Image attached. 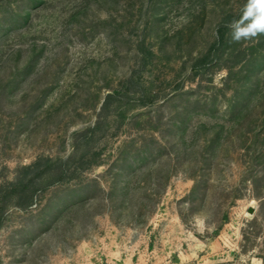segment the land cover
I'll list each match as a JSON object with an SVG mask.
<instances>
[{"label":"rangeland","instance_id":"1","mask_svg":"<svg viewBox=\"0 0 264 264\" xmlns=\"http://www.w3.org/2000/svg\"><path fill=\"white\" fill-rule=\"evenodd\" d=\"M244 3L0 0V189L41 174L5 203L0 264H264V36L226 27ZM69 159L106 188L161 166L163 192L141 224L74 219Z\"/></svg>","mask_w":264,"mask_h":264},{"label":"trees","instance_id":"2","mask_svg":"<svg viewBox=\"0 0 264 264\" xmlns=\"http://www.w3.org/2000/svg\"><path fill=\"white\" fill-rule=\"evenodd\" d=\"M219 35L222 38L221 30ZM122 154L123 157L119 158L117 163H121L118 165L123 168L125 152L123 151ZM91 164L93 165V162L83 159H69V184L72 192L78 191L79 193V196L75 197L71 202L72 205L69 206V210L73 211V218L86 222L91 215L107 213L111 220L117 223L121 220H128L133 225L143 223L155 209L163 192L165 185L163 177L165 179V176L161 175V166L151 172H143L144 186H136L132 178L125 180L122 178L123 172H120L115 174L114 181L106 188L99 177L83 178V169ZM29 168L34 170L36 165ZM108 172L110 168L102 176H106ZM40 175L38 173L28 178L25 176L18 181L7 183L0 189V225L4 221L6 202L14 201L12 205L20 209L29 208L34 203L35 180ZM135 176L134 173L133 178ZM60 214L61 211H58L56 218H59Z\"/></svg>","mask_w":264,"mask_h":264},{"label":"clouds","instance_id":"3","mask_svg":"<svg viewBox=\"0 0 264 264\" xmlns=\"http://www.w3.org/2000/svg\"><path fill=\"white\" fill-rule=\"evenodd\" d=\"M231 41L236 43L258 40L264 36V0H245L239 16L230 21Z\"/></svg>","mask_w":264,"mask_h":264},{"label":"water","instance_id":"4","mask_svg":"<svg viewBox=\"0 0 264 264\" xmlns=\"http://www.w3.org/2000/svg\"><path fill=\"white\" fill-rule=\"evenodd\" d=\"M248 212H249V213H252V212H253L252 207H250V208L248 209Z\"/></svg>","mask_w":264,"mask_h":264}]
</instances>
